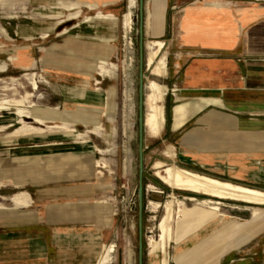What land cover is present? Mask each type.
Masks as SVG:
<instances>
[{"label":"rangeland","instance_id":"1","mask_svg":"<svg viewBox=\"0 0 264 264\" xmlns=\"http://www.w3.org/2000/svg\"><path fill=\"white\" fill-rule=\"evenodd\" d=\"M224 1L232 3V0ZM119 2L117 10L111 11L106 7L89 10L79 0H63L62 4L57 0H0V42L4 44L0 47V209L7 213L9 209L30 206L34 192L31 186L22 187L27 182L41 183L58 172L70 177L71 182L64 185L85 188L87 192L79 198L92 199L82 198L78 203L69 201L72 204L64 205L91 208L105 205L113 218L109 226L102 227L92 220L94 225L90 228L94 230L90 239L96 252L88 264H139L140 0H134L131 9L128 0ZM129 10L133 29L126 37L124 16ZM76 13L80 16L69 20ZM109 13L114 15L111 21L116 22L115 28L112 24L87 21L88 17ZM167 14L166 33L147 36L145 31V45L149 40L166 41L171 76L158 80L172 88L164 102L166 130H170L173 109L176 124L183 122L192 107L201 105L174 102L176 97L181 100L182 95L171 84L172 70L184 49L179 46L176 32L178 13L170 8ZM54 21L58 25L49 37H43L45 33L39 31L31 39V27H48ZM105 45L114 49L108 52ZM17 47L27 48L36 57L23 63L24 69L13 64H16L12 56L17 54ZM147 53L146 48L145 57ZM100 57H106L107 61ZM66 65L77 68L76 73L69 72ZM150 74L145 61V82ZM34 81L38 83L37 89ZM104 102L109 104L106 111L92 107L93 103ZM184 103L188 104L184 118L178 120L176 109ZM88 115L99 118L88 122ZM166 130L163 136L147 143L145 128L144 264H156L163 257L151 255L148 243L151 238H160L159 224L172 193L176 195L175 207L185 213L177 219V241H182L177 245L175 235L169 249L171 264H177L175 257L179 256L180 247L191 250L214 229H224L221 223L207 224L204 220L212 209L203 196L190 200L186 196L191 193L173 190L157 175L158 168H154L157 161L172 163L164 153L166 144L172 143L165 136ZM101 163H106V167ZM99 171L103 173L101 178L96 176ZM149 184H155L162 192L149 189ZM155 203H160V207ZM219 206L225 213L219 217L230 221L226 240L231 247L221 257L220 264H232L224 263L232 250H235L231 253L235 264L248 262L264 244V210L254 217V209L246 203L222 200ZM231 221L243 223L234 236L232 231L237 223ZM112 248L115 250L111 251ZM194 252V257L200 259L201 253Z\"/></svg>","mask_w":264,"mask_h":264},{"label":"crops","instance_id":"2","mask_svg":"<svg viewBox=\"0 0 264 264\" xmlns=\"http://www.w3.org/2000/svg\"><path fill=\"white\" fill-rule=\"evenodd\" d=\"M119 3L106 8L116 11ZM163 6L162 26L156 35L166 33L167 12L176 9L178 42L184 49L172 70L171 84L182 95L174 102L201 105L187 112L179 128L174 127L173 109V123L165 136L176 146L178 163L195 172L264 190V0H232L224 7L208 6L206 0H163ZM26 53L28 59L36 60ZM13 64L24 69L19 62ZM66 68L76 73L77 68ZM52 175L50 180L22 186H31L34 192L30 206L7 213L0 209V264H88L94 259L92 220L101 227L109 226L111 211L105 205H64L82 198L91 201L92 197L79 198L87 192L85 188H69L64 184L71 182L70 177L59 172ZM250 208L257 217L256 208ZM107 218H111L108 223L103 221ZM228 221L225 218L221 223L224 229H214L193 249L180 247L177 264H220L231 248L226 240ZM238 222L233 236L243 223L231 221ZM193 250L201 253L200 259L194 257ZM231 253L224 263L235 264ZM255 255L238 264H264V244Z\"/></svg>","mask_w":264,"mask_h":264},{"label":"bare ground","instance_id":"3","mask_svg":"<svg viewBox=\"0 0 264 264\" xmlns=\"http://www.w3.org/2000/svg\"><path fill=\"white\" fill-rule=\"evenodd\" d=\"M57 1L59 4L63 3V0H57ZM119 1L121 0H79L80 4L85 5L89 10H96L99 7H106L112 4H116ZM128 1H129L128 2L129 9H131L134 0H128ZM206 4L211 7L229 6V3L224 0H211L208 1ZM145 5H146L145 31L148 36L153 33L156 34L161 28L163 16H164L163 15L164 6H163V0H145ZM73 8L74 7L72 6V9ZM58 13L62 15L61 11H58ZM79 16L80 14L76 13L72 17H70L69 20L76 19ZM113 16L114 15L111 13L99 14L97 16L88 17L87 21L95 24H112V27L115 28L116 22L112 23L111 21V17ZM124 18H125V26H123V28L125 27V33L127 37L133 29L131 10H129L125 14ZM49 24L50 25L48 27H41L42 25L37 26V28L31 27V29L33 30L32 32H30L31 34H29V36H31V39H33L34 35L39 31L45 33L43 37H49L51 35L50 33L55 30L58 23L54 21V22H50ZM66 31L67 30L65 29L60 34H64ZM210 38L212 37L210 36ZM131 44L133 43L131 42ZM3 46L4 44L0 42V47ZM105 46L108 52L114 49V47H111L109 45H105ZM165 46H166V41L160 39L149 40L146 42L145 45V49L147 48L148 50L146 57V68L151 73L150 74L151 76L146 75L147 93L145 94V109H146L145 128L147 130V137H146L147 143L149 142L151 143L153 140H156L157 138L163 136L167 125L166 107L164 102L166 95L170 90V87L166 83H163L158 80L159 78H167L169 76V65H168L169 53L168 51H166ZM26 52H27V48L24 47L18 48L17 54L12 56L13 61H15L16 63L19 62L21 64L25 63L26 61H33L34 59L29 58L30 59L29 60L26 57L27 56ZM100 58L104 62L107 61L106 57H100ZM3 67L5 68L6 66ZM102 67L104 68L103 65ZM103 68L102 71L105 70ZM103 75L105 74L103 73ZM34 87L35 89L38 88L37 81H34ZM187 106L188 104L184 103L176 109L178 120L184 118L183 113ZM92 107L106 111V109H108L109 107V104L107 102L98 103V104L93 103ZM98 118H99L98 115H88L87 121L91 122L93 120H97ZM110 118L113 119L112 116H110ZM181 124H182L181 122L176 123L174 127L179 128ZM164 153L167 159L172 163L166 164L163 161H157L155 167L153 166L154 168H158L157 175L163 182H165L173 190L191 193L190 195L186 196V198L188 197L190 200L193 201L198 200L197 195L203 196L204 201L211 204L209 205V207L212 209L210 211H207L206 215L204 216V220L207 221V224L213 222L222 223V221L225 220V218L219 217V215L225 216V213L221 212V208L219 206L222 203V200H231V201L249 204L252 207L256 208L255 213L257 216L263 213L264 210L263 189L251 187L242 183L234 182L232 180H224L207 174H202L178 165L177 149L176 146L172 143L166 144V147L164 148ZM100 165L102 167H106V163H101ZM96 176L98 178H101L103 176L102 171H99L96 174ZM148 188L152 189L155 192H162V190L155 184H149ZM175 199H176V195L175 193H172V199L165 206L166 213L165 215H163V218L159 224L160 238L158 240L155 238H151L148 243L151 255H158V254L163 255V257L160 260H158L156 264H171L172 256L170 254L171 252L169 251V249L172 243L175 241V235H176V242H178L177 245L180 242L177 241L178 234H177L176 224H177V219L181 218V216H183L185 212L183 211V209L175 207V202H176ZM155 204L157 207H160V203H155ZM101 212L103 211L101 210ZM106 220L111 221V219L109 218L103 219L104 222ZM238 225L239 223L236 224V226ZM114 250H115L114 248L111 249V251ZM175 258L177 261V256Z\"/></svg>","mask_w":264,"mask_h":264},{"label":"water","instance_id":"4","mask_svg":"<svg viewBox=\"0 0 264 264\" xmlns=\"http://www.w3.org/2000/svg\"><path fill=\"white\" fill-rule=\"evenodd\" d=\"M145 0H140V85H139V264H144V196H145Z\"/></svg>","mask_w":264,"mask_h":264},{"label":"trees","instance_id":"5","mask_svg":"<svg viewBox=\"0 0 264 264\" xmlns=\"http://www.w3.org/2000/svg\"><path fill=\"white\" fill-rule=\"evenodd\" d=\"M159 182V181H158Z\"/></svg>","mask_w":264,"mask_h":264}]
</instances>
